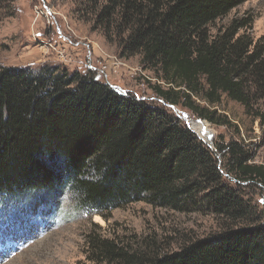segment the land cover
Wrapping results in <instances>:
<instances>
[{"label":"trees","instance_id":"trees-1","mask_svg":"<svg viewBox=\"0 0 264 264\" xmlns=\"http://www.w3.org/2000/svg\"><path fill=\"white\" fill-rule=\"evenodd\" d=\"M77 1L120 57H139L163 105L224 126L215 110L227 99L264 139V38L252 35L255 17L246 12L212 31L246 0ZM7 2L0 0V14ZM250 190L264 195V165L240 141L210 149L166 107L90 72L0 68V202L69 192L79 209L104 220L143 202L220 225L162 255L92 231L89 264H264V214Z\"/></svg>","mask_w":264,"mask_h":264},{"label":"rangeland","instance_id":"rangeland-1","mask_svg":"<svg viewBox=\"0 0 264 264\" xmlns=\"http://www.w3.org/2000/svg\"><path fill=\"white\" fill-rule=\"evenodd\" d=\"M77 0H8L0 14V68L58 66L72 72H90L118 91L152 106H163L196 133L210 149L240 141L255 163L264 165V139L257 122L243 115L242 106L227 99L215 110L228 124L216 126L180 107L163 105L149 85L153 74L139 65V57L122 58L115 42L79 14ZM249 12L255 19L252 35L264 38V0H246L222 21ZM206 122L203 124L201 122ZM189 128V127H188ZM48 199L37 195L0 202V264H89L85 237L95 231L107 239L142 249L148 244L153 255L176 251L185 242L220 230L211 217L177 213L136 202L110 211L107 220L79 209L71 193ZM249 198L264 214V195L249 191Z\"/></svg>","mask_w":264,"mask_h":264},{"label":"water","instance_id":"water-1","mask_svg":"<svg viewBox=\"0 0 264 264\" xmlns=\"http://www.w3.org/2000/svg\"><path fill=\"white\" fill-rule=\"evenodd\" d=\"M188 127H189V129H190L193 133H195V132L191 129L189 123H188ZM195 134H196V133H195ZM211 139H212L211 137H208V139H207V141L210 142V145L212 144V143H211ZM204 142H206V141H204ZM208 142H206V143L208 144Z\"/></svg>","mask_w":264,"mask_h":264}]
</instances>
